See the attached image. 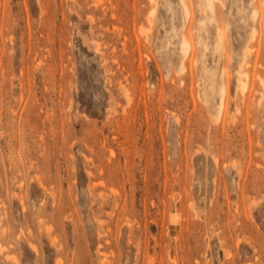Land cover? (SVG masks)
Instances as JSON below:
<instances>
[{
	"label": "rangeland",
	"instance_id": "374dc122",
	"mask_svg": "<svg viewBox=\"0 0 264 264\" xmlns=\"http://www.w3.org/2000/svg\"><path fill=\"white\" fill-rule=\"evenodd\" d=\"M214 1L0 0V264H264V0Z\"/></svg>",
	"mask_w": 264,
	"mask_h": 264
},
{
	"label": "bare ground",
	"instance_id": "6f19581e",
	"mask_svg": "<svg viewBox=\"0 0 264 264\" xmlns=\"http://www.w3.org/2000/svg\"><path fill=\"white\" fill-rule=\"evenodd\" d=\"M183 1V0H182ZM207 1V0H206ZM216 1V0H215ZM214 1V2H215ZM182 4V3H181ZM185 4V3H184ZM184 4L182 5V6H184ZM210 4V3H209ZM211 4H214V3H212V1H211ZM187 5V4H186ZM185 5V6H186ZM215 5V4H214ZM211 6V5H210ZM216 6V5H215ZM188 8H187V6H186V10H187ZM204 9V8H203ZM213 9V8H212ZM153 10V9H152ZM156 10V9H155ZM154 10V11H155ZM204 11V10H203ZM213 11V10H212ZM152 12V11H151ZM156 12V11H155ZM214 12V11H213ZM151 14V13H150ZM185 14V13H184ZM188 14V13H187ZM218 32H219V30H218ZM220 33V32H219ZM223 35H221L220 37H222ZM219 38V37H218ZM223 38V37H222ZM221 38V39H222ZM186 39V38H185ZM220 40V39H219ZM220 42H222V40L220 41ZM188 44H189V42L187 41V40H183V43H182V45H187L188 46ZM220 47H221V44H220ZM182 48V47H181ZM221 49V48H220ZM181 50V49H180ZM184 50V49H183ZM186 50V49H185ZM187 51V50H186ZM186 53V52H185ZM223 87H225V86H223ZM221 91H224V88H222V90ZM224 93V92H223ZM224 95V94H223ZM222 106V105H221Z\"/></svg>",
	"mask_w": 264,
	"mask_h": 264
}]
</instances>
